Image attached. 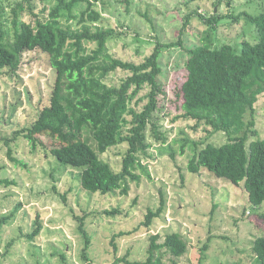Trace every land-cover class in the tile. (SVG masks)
Returning a JSON list of instances; mask_svg holds the SVG:
<instances>
[{"label": "rangeland", "instance_id": "1", "mask_svg": "<svg viewBox=\"0 0 264 264\" xmlns=\"http://www.w3.org/2000/svg\"><path fill=\"white\" fill-rule=\"evenodd\" d=\"M14 1H5L6 9ZM46 3L49 1L36 0L35 11L39 12ZM94 8L101 12L97 24L116 30V35L108 41L109 51L115 57L140 62L158 43L164 45L158 59L162 69L159 81L167 96H160L156 118L159 130L166 133L168 140L165 144L156 141L148 125L147 139L152 143L153 156L143 162L147 163L150 176L137 169L140 178L128 180L127 193L116 190L109 194L83 190L77 169L61 166L41 147L32 149L22 137L12 143L11 148L12 155L23 165L14 163L8 157V147L0 140V179L14 181L0 183V217L10 214L21 203L14 217L0 227V264H126L116 262V258L121 257L144 262L148 257L150 235L158 234L157 243L161 244L166 234L173 232L182 235L187 249L176 257L161 248L156 256H160L163 264H257L251 247L257 237L264 236L261 217L264 202L260 206L252 205L241 183L233 185L208 170L189 172L187 163L193 150L189 145L180 154L181 143H174L173 139L203 140L206 138L204 128H194L191 120L170 122L166 113H176L171 90L185 74L188 50L201 44L206 34L214 47L229 43L238 51L243 40L256 42L255 25L245 13L253 15L264 11V0L190 3L187 0H99ZM84 9L85 3L80 2L73 12L79 16ZM195 11L205 18L215 12L220 18L210 25ZM25 18L31 19L26 15ZM62 19L65 22L66 14ZM78 19L69 22L76 27ZM10 27L9 33L12 32ZM181 28L183 34H180ZM8 36L11 40L12 34ZM180 36L184 48L177 43ZM170 42L176 44L166 47ZM4 71L0 74V135L11 136L16 129L34 121L40 108L48 103L55 71L49 55L40 49L25 52L15 73L8 75ZM123 75L119 70L109 80L116 83ZM253 128L258 134H250V140L264 138V94L256 103ZM83 137L95 147L91 132L85 131ZM227 140L228 134L223 131L208 137L215 145ZM126 149V144L113 146L100 157L118 171ZM170 152H175V158ZM161 198L164 199L163 210L146 228L142 225L145 215L149 208L156 210L160 206ZM112 209L119 212L109 215L104 211ZM37 217L41 228L35 233ZM78 217L82 218L90 238L86 253V238ZM119 232L126 234L117 236Z\"/></svg>", "mask_w": 264, "mask_h": 264}, {"label": "trees", "instance_id": "2", "mask_svg": "<svg viewBox=\"0 0 264 264\" xmlns=\"http://www.w3.org/2000/svg\"><path fill=\"white\" fill-rule=\"evenodd\" d=\"M5 1L8 0H0V74L4 70L8 75L15 73L23 54L35 49L49 55L51 68L55 71L48 103L40 108L36 119L13 131L11 136L0 135V140L8 147V157L14 163L22 164L12 155L11 148V144L22 137L32 149L41 147L61 166L77 169L83 190L100 194L116 190L127 193L128 180L140 178L137 169L150 176L148 165L143 162L153 156L150 152L152 143L147 139L148 125L156 141L165 144L168 140L166 133L159 130L156 118L159 98L167 96L159 81L162 69L158 59L164 45L158 43L140 62L115 57L109 51L108 41L116 35V30L97 24L101 12L94 7L99 0H40L49 3L39 12L35 11L36 0H15L9 3V9H6ZM80 2L85 3V9L76 16L73 9ZM196 14L210 25L220 18L215 12L210 18ZM245 14L255 25L257 41L243 40L238 51L229 43L214 47L206 34L201 44L188 50L185 74L179 78L177 89L175 85L171 90L176 113L166 115L170 122L191 120L194 128H204L206 138L203 140L173 139L174 143H181L180 154L189 145L193 150L187 163L189 172L208 170L233 185L241 183L249 202L260 206L264 202V138H249L250 134H258L253 128L256 103L264 94V11ZM78 17V25L74 27L69 20ZM187 23L188 19L183 23V29ZM8 26L12 30L11 40ZM181 37L177 43L184 48ZM175 44L170 42L165 46ZM119 70L125 75L116 83L111 82L110 76ZM144 90L146 93L139 96ZM85 131L93 134L95 147L83 137ZM219 131L226 132L228 140L221 145L209 142L208 137ZM122 144H126L127 149L122 156L121 169L117 171L100 154ZM170 155L175 158V152ZM0 183L14 181L5 178L0 179ZM62 199L66 200L65 195ZM20 206L18 203L10 214L0 217V227L14 217ZM163 207L164 199L161 198L156 210L148 209L142 225L149 228ZM104 211L109 215L119 212L118 209ZM261 217L264 221V214ZM78 220L86 238V253L90 238L82 218L78 217ZM40 228L37 217L34 232L38 233ZM122 234L126 233L119 232L117 236ZM158 238V234L150 235L146 261L131 262L121 257L116 258V262L163 264L160 256H156L161 248L176 257L186 252L187 243L180 233L166 234L161 244L157 243ZM251 249L257 264H264V236L257 237Z\"/></svg>", "mask_w": 264, "mask_h": 264}]
</instances>
